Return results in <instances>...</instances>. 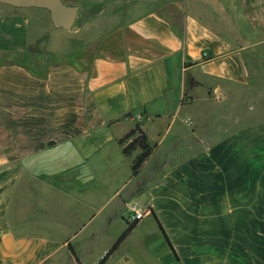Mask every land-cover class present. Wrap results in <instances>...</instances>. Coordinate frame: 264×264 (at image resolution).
<instances>
[{
    "label": "crops",
    "instance_id": "crops-1",
    "mask_svg": "<svg viewBox=\"0 0 264 264\" xmlns=\"http://www.w3.org/2000/svg\"><path fill=\"white\" fill-rule=\"evenodd\" d=\"M62 1L70 52L0 2V264H99L131 225L104 264H264V0Z\"/></svg>",
    "mask_w": 264,
    "mask_h": 264
},
{
    "label": "rangeland",
    "instance_id": "rangeland-1",
    "mask_svg": "<svg viewBox=\"0 0 264 264\" xmlns=\"http://www.w3.org/2000/svg\"><path fill=\"white\" fill-rule=\"evenodd\" d=\"M44 13H45V17L42 20V25L43 27H45V32L47 33V35L50 34L51 37L49 38L48 41L45 42L44 45L47 44L46 47L44 46L45 48H43V43H42L40 45L35 46L34 51L42 52L43 50L46 49L47 50L53 49V51L62 50L64 52L65 51L70 52L72 48L77 47L78 43H75V40L73 39L74 37L71 35V33L63 29L55 28L52 24V21L50 20V17L48 16V12L46 11ZM104 33L105 31L103 32V37H104ZM72 40H74V43ZM256 41H257L256 39L243 41L245 44L252 43V47L247 48L246 51V52H251V54H247V61H248L247 63L249 65V69H251V73H254L252 72L254 69L253 66H259V64H262L264 69V43L255 44ZM1 60H3L4 62L12 61V62L23 63L35 71L39 70L38 62L31 58L4 55L1 57ZM62 61H65L64 58H59L56 60V63H61ZM160 152L161 154H163L162 152H168V151L161 150Z\"/></svg>",
    "mask_w": 264,
    "mask_h": 264
},
{
    "label": "trees",
    "instance_id": "trees-1",
    "mask_svg": "<svg viewBox=\"0 0 264 264\" xmlns=\"http://www.w3.org/2000/svg\"><path fill=\"white\" fill-rule=\"evenodd\" d=\"M18 63V62H17ZM23 64V63H20ZM25 65V64H23ZM119 143L123 145V153L125 155L130 156L137 148L141 149V154L135 159L132 170L133 175H137L141 168L143 167L144 163L149 159L152 155L153 148L147 141V137L144 134L141 125L137 124L129 133H127ZM134 226L131 225L124 234L118 239L114 247L110 250L107 256L99 263L104 264L108 257L118 249V247L122 244V242L127 238V236L131 233Z\"/></svg>",
    "mask_w": 264,
    "mask_h": 264
},
{
    "label": "water",
    "instance_id": "water-1",
    "mask_svg": "<svg viewBox=\"0 0 264 264\" xmlns=\"http://www.w3.org/2000/svg\"><path fill=\"white\" fill-rule=\"evenodd\" d=\"M18 8H41L50 13L51 21L56 28L71 30L77 19V8L68 6L62 0H0Z\"/></svg>",
    "mask_w": 264,
    "mask_h": 264
},
{
    "label": "built area",
    "instance_id": "built-area-1",
    "mask_svg": "<svg viewBox=\"0 0 264 264\" xmlns=\"http://www.w3.org/2000/svg\"><path fill=\"white\" fill-rule=\"evenodd\" d=\"M205 56L207 57V55ZM128 211L130 214L131 223L142 222L146 218L147 213L149 212L147 207L137 203L131 204L128 208Z\"/></svg>",
    "mask_w": 264,
    "mask_h": 264
}]
</instances>
